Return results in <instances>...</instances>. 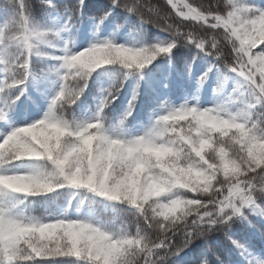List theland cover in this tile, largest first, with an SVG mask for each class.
I'll use <instances>...</instances> for the list:
<instances>
[{"label":"trees","instance_id":"trees-1","mask_svg":"<svg viewBox=\"0 0 264 264\" xmlns=\"http://www.w3.org/2000/svg\"><path fill=\"white\" fill-rule=\"evenodd\" d=\"M262 0H245L246 3L258 6ZM144 5L158 8L161 15L169 11L166 0H140ZM194 5H219L223 8L227 0H189ZM77 0H24V14L30 28L46 32L43 41L32 40L27 74L23 84H12L13 75L4 71L5 63L13 60L21 53H26L21 44L9 41L15 20L20 18L18 0H0V32L4 41L0 42V142L19 127L29 126L50 112L62 116L70 125L96 122L100 120L107 134L113 138L125 137L128 131L136 126L147 129L152 125L153 116L165 114L169 109L184 105L176 103L184 91H190V82H200L201 70L204 66L210 68V74L220 72L224 75L235 76L222 58L197 49L194 44L183 40L177 41L170 53L160 54L149 65L140 70L124 69L120 65H105L90 74L87 87L74 104H53L61 85L62 77L67 71L63 67V57L74 55V47L83 43L89 47L102 40H111L134 47L166 46L172 39L168 32L151 23H143L133 13L112 5L111 0H84L79 13L75 11ZM103 18V19H102ZM178 22V21H177ZM184 32L194 31L193 27L181 26ZM202 35V30H195ZM130 40H126L128 36ZM211 38L212 33H208ZM223 41L222 30L217 36ZM64 46H60L61 41ZM260 48L258 44L256 49ZM222 51L230 58L231 43L223 42ZM127 76L125 77V74ZM20 79V75L15 76ZM123 81V86L120 82ZM75 84V82H73ZM82 85V82H80ZM115 85L120 90H113L109 97L111 103L102 107L101 102L106 96V89ZM79 86V85H77ZM247 87V85H245ZM167 89V94L164 89ZM136 100L132 114L122 126L118 121L124 118L129 109L133 95ZM18 97V98H17ZM248 103H255V97L249 98ZM264 113V104H257L252 111V119H257ZM24 165H30L31 171L38 167H51L46 161L21 159L0 166V174L12 175L14 170ZM261 181L257 178V186ZM185 191V190H181ZM82 189H57L53 193L25 195L10 193L18 201L25 204L24 216L39 218L42 221L62 217L65 213L70 219L115 220L116 224L134 235L139 228L142 234L155 239L154 231L149 229L140 217L137 223L132 221L138 216L134 206L126 203L107 201L101 197L85 199L79 204L80 196L70 197L69 193H84ZM89 197L92 194H87ZM256 205L264 209V192H257ZM5 200V197H4ZM69 200L71 203L69 204ZM244 214L234 217L227 225H218L207 235L193 240L177 255L169 256L165 264H264V216L253 206L243 210ZM87 214L89 216H87ZM233 241L236 243L234 244ZM237 245H240L239 247ZM32 264H84L75 258H37Z\"/></svg>","mask_w":264,"mask_h":264},{"label":"snow or ice","instance_id":"snow-or-ice-1","mask_svg":"<svg viewBox=\"0 0 264 264\" xmlns=\"http://www.w3.org/2000/svg\"><path fill=\"white\" fill-rule=\"evenodd\" d=\"M111 2L113 6L135 14L141 22L154 24L170 34L172 39L166 46H153L157 49L156 57L160 54L170 53L176 46V42L180 40L194 44L197 49L217 57L216 53L222 48V43L230 42V58L223 56L222 59L226 61V66L233 73L242 78L255 97V103L247 105L250 116L257 104H264V8L250 5L245 0H227V4L223 8L211 3L204 6L202 4L194 5L189 0H166L170 9L161 15L158 8L144 5L140 0H111ZM18 3L21 10L19 19L23 26H14V30L7 39L21 44L28 51L5 63V73L13 75L12 84L7 85L6 81V86L23 84L33 48L31 41H43L47 35L46 32L29 27L23 11L24 0H18ZM83 5L84 0H77L75 11L79 13ZM182 25L184 27L191 26L194 31L184 32L181 30ZM195 30H202L203 34L197 35ZM221 30L223 41L217 39ZM208 33H212L211 38H208ZM3 41L4 35L0 32V42ZM258 44L260 48L254 51ZM72 57L73 55H65L62 58L63 67L67 71L62 77L63 84L52 102L54 105L58 102L63 105H71L78 100L73 90V82L79 79V76L71 70L73 67ZM17 74L20 75V79L15 78ZM206 79L207 72L201 75L200 83L203 84ZM81 82L83 84V81ZM106 96L107 100L103 99L101 102L102 107L108 103L109 97L114 99L113 93L112 95L107 93ZM136 98L134 94L129 102V111H132ZM222 114L226 115V112H222ZM3 115V110H0V117ZM45 117L47 118V115ZM246 123L251 124V119ZM31 125L35 130H28L25 135L21 131L24 127L16 128L0 142V166L27 158L29 149L40 151L39 143L43 141L39 129L35 123ZM245 135L249 134L246 132ZM260 142H264V136L257 137L252 133L251 142L245 149L246 152L252 153L246 175L239 180H233L230 176L228 180L214 189L208 198L191 197L200 200V203L193 207L191 213L178 215L174 210V205L160 204V211L155 212L153 217L144 215L145 204L138 201L136 196L140 181V168L123 177L122 179H127L128 184L125 195L131 196L128 203L135 207L147 227L152 229L153 220L156 218L161 220V223L156 225L158 231L154 232L155 239L149 238L146 233L142 234L139 228L134 235L121 229L119 232L109 233L108 237L98 236L93 239L86 236L85 227L72 226V222L81 219H70L65 213L62 217L47 221L39 219L29 221L28 225L17 224V231L25 226L40 229L45 225H58L50 230L45 228L42 233H39L41 238L48 243L45 248L33 250L34 246L27 234L17 235L8 229L9 224H16V216L12 212L15 205L9 207L4 197L9 193H19L14 191L15 185L12 183V178L20 174H0V177L3 178L0 181V224L4 226L3 232L0 233V264H32L37 258H75L83 261L84 264H165L169 256L177 255L193 240L207 235L216 226L227 225L234 217L243 215V210L248 206H253L254 211L259 210L260 214L264 216V209H259L255 199L256 193L262 192L261 183L259 187L257 186V178L261 182L264 181V161L259 156ZM59 143L63 146L64 137L60 138ZM87 143L95 146L92 141ZM50 154L52 160L48 161L49 153L47 152L44 160L58 170L68 168L75 159L60 149H55ZM82 159H86V157H82ZM31 174L36 177L40 176L38 170ZM81 175L82 169L74 171L70 180L81 182ZM91 180L92 177L88 176L82 182L89 183ZM142 200L147 201L148 195H145ZM233 243L236 242L233 241ZM22 250H24L23 259L20 258Z\"/></svg>","mask_w":264,"mask_h":264},{"label":"clouds","instance_id":"clouds-1","mask_svg":"<svg viewBox=\"0 0 264 264\" xmlns=\"http://www.w3.org/2000/svg\"><path fill=\"white\" fill-rule=\"evenodd\" d=\"M15 26H23L20 19L15 20ZM156 52L154 47H134L107 39L91 44L72 57L71 70L79 76L73 84L76 99H79L87 87L90 74L96 69L105 65H120L124 69L140 70L156 58ZM216 55L221 58L224 56L222 48ZM120 86H123V81ZM113 90L118 92L120 89L113 85L106 92L112 95ZM104 99L107 100V96ZM247 105L236 112L228 111L223 106L205 109L195 106L172 108L157 116L142 134L131 138H113L107 134L99 119L94 123L72 126L62 116L50 112L47 118L35 122L43 142L39 143L40 151L28 150L27 159L45 161L47 152L48 161H51L50 153L55 149H60L75 159L64 170H58L51 164V167H38L13 177L14 191L35 196L67 187L86 190L84 193H69L73 198L79 195L78 202L81 205L85 199H91L94 203L95 197L129 204L131 196L125 195L127 179L122 178L140 168L136 196L138 201L145 204L144 215L153 217L155 212L160 211V204L174 205L178 215L191 213L193 207L200 203V200L191 197L208 198L230 176L233 180H239L246 175L252 153L245 149L251 142V134L264 136V113L257 119H252ZM222 112H226V115ZM131 114L132 111L128 109L124 118L118 121V126H122ZM250 119L251 124H247ZM97 129L100 131H96ZM28 130L35 129L33 125L21 129L25 135ZM246 132L249 135L246 136ZM61 137H64L63 146L59 143ZM88 141H92L95 146L87 143ZM259 149V156L264 161V142L259 143ZM81 169V182L71 181L72 172ZM36 170L40 172L39 177L31 174ZM88 176L92 180L83 183ZM2 180L0 177V181ZM261 187L264 192V181L261 182ZM181 189L185 191H180ZM88 193L92 196L89 197ZM145 195H148L147 201L142 200ZM15 216L16 224H9V231L17 235L27 234L34 246L33 250L45 248L48 243L39 233L45 228L50 230L58 227L55 224L45 225L40 229L25 226L17 231L18 223L28 225L29 221L39 218L26 217L22 213ZM139 219L140 215L132 221L122 223L126 228L128 223H137ZM160 223L159 218L153 220L154 232L158 231L156 225ZM72 226L85 227L86 236L93 239L98 236L108 237L109 233L122 229L115 220L99 219H81L72 222ZM3 228V224H0V233ZM23 255L24 250L20 253L21 259ZM201 264H207V261H201Z\"/></svg>","mask_w":264,"mask_h":264},{"label":"rangeland","instance_id":"rangeland-1","mask_svg":"<svg viewBox=\"0 0 264 264\" xmlns=\"http://www.w3.org/2000/svg\"><path fill=\"white\" fill-rule=\"evenodd\" d=\"M255 1V0H253ZM257 7L264 8V0L258 3ZM126 40H130L131 36L129 35ZM60 46L65 45V41H61ZM87 48L83 43H78L74 47L75 54ZM207 72V79L201 84L200 82L191 81L190 82V91H184L182 96L177 98L176 103L180 105L184 103V105L188 107L195 106L200 109L205 108H218L223 106L228 111L236 112L238 109L244 108L248 103L249 98L254 97L251 93V90L248 87H245L243 81L238 80L235 76H229L221 74L217 72L215 75L210 74V68L204 66L201 70V75ZM239 91H235V90ZM164 93H168L167 89H164ZM243 93V95H241ZM252 117V113H251ZM156 119V116H153L152 122ZM143 127L136 126L131 131L126 133L124 138H131L135 135L142 134L145 129ZM31 170L30 165H24L20 168L14 170L16 174H25ZM6 204L12 208V212L14 214L22 213L24 215V206L25 204L16 199V196L13 194H8L5 196ZM87 216H89L87 214Z\"/></svg>","mask_w":264,"mask_h":264}]
</instances>
